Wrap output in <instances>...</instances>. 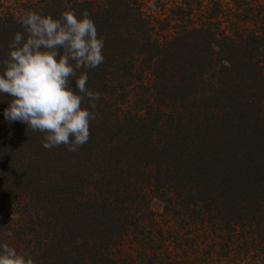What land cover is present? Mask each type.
<instances>
[{
    "label": "trees",
    "instance_id": "16d2710c",
    "mask_svg": "<svg viewBox=\"0 0 264 264\" xmlns=\"http://www.w3.org/2000/svg\"><path fill=\"white\" fill-rule=\"evenodd\" d=\"M28 8L0 11V72L26 12L59 18L87 10L104 39V62L87 72V87L100 93L98 117L77 151L46 150L42 133L5 120L11 97L0 95V213L15 215L0 244L34 264H140L153 239L139 222L158 199L178 223L200 215L228 238L247 234L264 258L260 7L245 9L250 30L210 26L213 4L206 22L163 41L152 37L137 0H37ZM139 69L152 77L155 107L144 100L122 111L114 97L140 81ZM137 233L143 249L120 262L117 246Z\"/></svg>",
    "mask_w": 264,
    "mask_h": 264
},
{
    "label": "clouds",
    "instance_id": "9594fccd",
    "mask_svg": "<svg viewBox=\"0 0 264 264\" xmlns=\"http://www.w3.org/2000/svg\"><path fill=\"white\" fill-rule=\"evenodd\" d=\"M20 23L24 31L14 34L0 72V95L11 97L4 118L42 133L46 150L64 145L75 152L87 143L91 121L98 117L100 93L87 87V72L104 62V39L87 10L79 17L66 10L59 18L28 11ZM0 264L34 260L5 243L0 244Z\"/></svg>",
    "mask_w": 264,
    "mask_h": 264
},
{
    "label": "rangeland",
    "instance_id": "374dc122",
    "mask_svg": "<svg viewBox=\"0 0 264 264\" xmlns=\"http://www.w3.org/2000/svg\"><path fill=\"white\" fill-rule=\"evenodd\" d=\"M139 9L150 22L151 34L158 41L172 38L177 29L182 26H198L206 22L213 4L217 5L216 14L211 18L210 26H216L219 31L229 33L230 29H251L248 24L245 9L259 8L264 12V0H137ZM37 0H0V11L8 10L18 16L20 11L36 5ZM29 9V8H28ZM142 70L140 81L124 87L114 99L122 111L138 109L143 101L155 107L151 97L152 77L148 70ZM13 211L0 213V237L5 230L14 225ZM189 221L195 223H178L162 212V204L158 199H152L145 210L139 225L143 231L152 236L153 242L145 248L147 256L140 264H264L263 256L256 250L255 244L245 242L243 237L228 238L216 225L201 221L200 215L192 216ZM150 232V234H149ZM129 234L122 238L117 246L120 262H127L130 255L143 249V245ZM4 239V237H3ZM128 257V258H127Z\"/></svg>",
    "mask_w": 264,
    "mask_h": 264
}]
</instances>
